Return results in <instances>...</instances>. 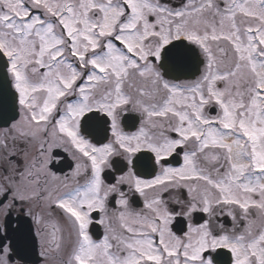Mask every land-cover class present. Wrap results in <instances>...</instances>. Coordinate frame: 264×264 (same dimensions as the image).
Here are the masks:
<instances>
[{
    "label": "snow or ice",
    "instance_id": "1",
    "mask_svg": "<svg viewBox=\"0 0 264 264\" xmlns=\"http://www.w3.org/2000/svg\"><path fill=\"white\" fill-rule=\"evenodd\" d=\"M0 264H264V0H0Z\"/></svg>",
    "mask_w": 264,
    "mask_h": 264
},
{
    "label": "flooded vegetation",
    "instance_id": "2",
    "mask_svg": "<svg viewBox=\"0 0 264 264\" xmlns=\"http://www.w3.org/2000/svg\"><path fill=\"white\" fill-rule=\"evenodd\" d=\"M15 219V218H14ZM16 225L15 224H13V227H15Z\"/></svg>",
    "mask_w": 264,
    "mask_h": 264
}]
</instances>
